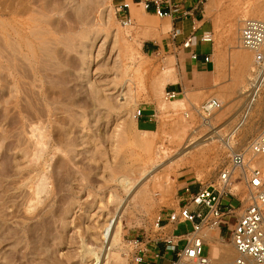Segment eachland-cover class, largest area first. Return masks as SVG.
Listing matches in <instances>:
<instances>
[{
  "label": "rangeland",
  "instance_id": "obj_1",
  "mask_svg": "<svg viewBox=\"0 0 264 264\" xmlns=\"http://www.w3.org/2000/svg\"><path fill=\"white\" fill-rule=\"evenodd\" d=\"M206 18L214 70L202 77L172 42L144 51L168 20L134 16L125 28L112 0H0V264H92L116 216L108 264H131L129 240L155 238L184 188L216 182L225 141L239 150L261 132L264 92L246 111L254 55L238 47V30L264 18V0H209ZM172 85L183 91L166 101ZM209 99L221 108L205 115ZM138 110L153 121L141 125ZM212 131L219 138L207 140ZM143 175L129 193L120 182ZM213 244L210 264L234 261L230 241Z\"/></svg>",
  "mask_w": 264,
  "mask_h": 264
},
{
  "label": "built area",
  "instance_id": "obj_2",
  "mask_svg": "<svg viewBox=\"0 0 264 264\" xmlns=\"http://www.w3.org/2000/svg\"><path fill=\"white\" fill-rule=\"evenodd\" d=\"M203 2L208 3L209 0ZM151 4L158 19L171 17L170 0H154ZM164 6L169 8L164 9ZM150 8L151 5L147 3L145 9ZM129 11V4L122 5L116 11L125 28L134 23ZM201 41L213 44V34L203 35ZM192 44L191 37L182 46L188 50ZM238 47L254 55L252 78L244 91L245 106L251 109L264 92V18L240 21ZM191 58L198 61L199 57L193 54ZM204 63H210V57H206ZM179 96L175 92H165L166 101L175 100ZM220 108L218 100L209 99L201 111L210 115ZM141 116L142 111L138 110L136 118ZM229 139L225 141V146L228 144L229 163L220 170L216 182L200 188L196 193H192L190 187L184 188L181 199L183 205L179 206V211L167 217L160 215L155 221L157 236L153 241L163 243L167 251L176 254V260L170 264H210L208 255L204 254L205 247H208L206 234L217 229L231 232L230 241L236 253L233 264H264V167L260 166L264 160V128L239 150L229 144ZM230 220H234L233 225L229 224ZM182 226L191 229L177 236L172 233V230L177 232V227ZM128 247L130 263L143 264V241L139 238L129 240Z\"/></svg>",
  "mask_w": 264,
  "mask_h": 264
},
{
  "label": "crops",
  "instance_id": "obj_3",
  "mask_svg": "<svg viewBox=\"0 0 264 264\" xmlns=\"http://www.w3.org/2000/svg\"><path fill=\"white\" fill-rule=\"evenodd\" d=\"M154 0H112L115 10L124 4L130 5V17L133 19L135 16L137 23H140L146 17L148 20L150 18H155L154 6L151 4ZM149 3L151 8L149 10L145 9V5ZM138 7H142L145 16H141ZM169 6H164V9H168ZM171 17L167 19L169 25L165 26V31L157 30L158 32H151L152 36L155 37L154 41H146L144 43V51L148 54L156 53L160 51L162 47L172 46L174 49H181L184 57L190 59L192 65V72L196 76L201 75L206 77L212 70H214V49L212 44L203 43L201 38L205 34H213L211 28L209 27L207 21V3L203 0H170ZM134 20V19H133ZM170 27V28H169ZM143 31V29H142ZM145 32V31H143ZM178 36L175 37V33ZM193 38V44L190 49L186 50L183 48L182 44L185 40ZM170 42H169V41ZM169 42V43H168ZM198 55V61L192 60V55ZM210 57V63H204V59ZM183 91L182 86L172 85L170 92H175L181 95ZM153 121V117L150 113H142V116L138 119L141 125H149ZM198 190H193L192 193H196ZM181 206V205H180ZM179 229V227H177ZM178 232V233H177ZM173 231L174 235H179V231ZM209 250L208 257L213 252V240L227 242L224 237V231L217 229L215 231L207 232ZM143 241L144 247V262L143 264H170L172 261L176 260V254L171 253L166 250V246L163 243H156L152 238L146 237ZM231 242V241H230Z\"/></svg>",
  "mask_w": 264,
  "mask_h": 264
},
{
  "label": "bare ground",
  "instance_id": "obj_4",
  "mask_svg": "<svg viewBox=\"0 0 264 264\" xmlns=\"http://www.w3.org/2000/svg\"><path fill=\"white\" fill-rule=\"evenodd\" d=\"M259 9H260V5H258L254 10L258 11ZM242 57H244V56H242ZM245 57H246V55H245ZM241 62L243 63L244 61H241ZM247 110H250V109L246 108V111ZM205 119L207 120V123H205V125L209 128H212V123H210L211 122L210 118H205ZM218 134H219L218 131H212L207 140L212 141L215 138V136L218 137ZM230 141H231V139H229V144H232ZM224 144H226V142ZM227 145H226V147H227ZM260 166L264 167V160L260 163ZM143 177H144V175L141 176L140 180H138V181H131L128 179H123L120 182L124 185V187L127 189V192L129 193L135 189L136 185L142 180ZM109 221L110 222H108L107 226L104 227L105 229H103V231H102L101 246L99 248H96V249L94 248L90 251V254H91L90 256H92L93 261H94V263H92V264H108V260L110 258L111 252H112V250H114V248L118 244V240L120 239V236H121L120 235L121 234L120 233V217H117V216L115 218L112 217V220L110 219ZM208 238L209 237H207V235H206V241L208 240ZM213 254H214V250H213ZM233 263H234V261L232 262V258L230 256H226V255L223 256L221 264H233Z\"/></svg>",
  "mask_w": 264,
  "mask_h": 264
}]
</instances>
